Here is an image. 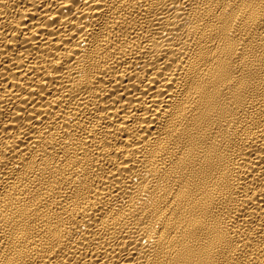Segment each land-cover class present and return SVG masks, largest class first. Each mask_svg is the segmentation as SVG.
Instances as JSON below:
<instances>
[{"label": "bare ground", "instance_id": "1", "mask_svg": "<svg viewBox=\"0 0 264 264\" xmlns=\"http://www.w3.org/2000/svg\"><path fill=\"white\" fill-rule=\"evenodd\" d=\"M0 264H264V0H0Z\"/></svg>", "mask_w": 264, "mask_h": 264}]
</instances>
